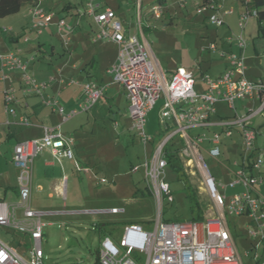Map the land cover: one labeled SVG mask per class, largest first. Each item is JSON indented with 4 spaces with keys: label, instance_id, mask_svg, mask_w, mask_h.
Returning a JSON list of instances; mask_svg holds the SVG:
<instances>
[{
    "label": "rangeland",
    "instance_id": "1",
    "mask_svg": "<svg viewBox=\"0 0 264 264\" xmlns=\"http://www.w3.org/2000/svg\"><path fill=\"white\" fill-rule=\"evenodd\" d=\"M35 1L25 0L17 13L0 17V51L4 49L2 43L11 33H21L34 38L36 29L31 27V8ZM97 1L101 4V9L108 7L115 11L116 17L121 21L124 29L128 27L125 30H128L127 34H135L138 21L143 24L148 19L158 24L157 28H151L147 32L146 38L165 77L169 79L172 70L175 71L178 66L184 65L192 70L196 80L195 90L202 92L207 88L203 78L206 76L216 77L215 75L221 70L224 62V57L220 56L215 49H211L210 45L214 43L216 48L220 49L221 44H228L230 39L233 41L236 38L240 33L237 24L238 18L241 11L245 9L244 1L248 0H226L225 2L223 0L224 3H222L225 6L221 9H207L202 13L197 12V9L203 0ZM37 2L44 11L63 17L67 24L75 28L74 33L70 35L69 46L63 44L65 40L62 41L59 34H47L50 36V43L53 44L56 52V55L50 58L53 64L63 56L62 54H67L68 47L76 45L74 47L76 55L71 58L72 63L76 61L77 52L82 47L88 46L87 49H90L89 47L100 44L87 39L90 28L95 29L96 27L93 16L87 13L89 0H38ZM66 5L70 6L71 13L63 10ZM154 5L161 7L160 18H154L153 15L148 14ZM230 7L233 9V13L223 15ZM168 12L176 13L173 23H168L164 19ZM213 13L222 18V25L211 22L209 17ZM186 17L187 19H185ZM262 25L264 26V21ZM244 26L243 36L246 40L243 53L244 75L249 80L264 82V34L259 30L254 15L247 19ZM8 28H11V31H5ZM228 38L230 39L228 40ZM9 44L15 49L22 48L21 54L25 52L23 48H29L34 43L32 41L24 43L20 40ZM233 51L236 52V50ZM114 52L115 46L112 45L110 53ZM59 54L60 56H58ZM62 58H67V55ZM106 96L107 94L104 97L102 95L89 110L79 112L62 123V130L72 135L77 143L76 146L85 152V158H73L72 160L64 158L58 162L53 157L56 163L49 169L42 166L40 158L35 159L32 170L30 205L34 209L44 212L41 216L43 222L42 264H93L97 258L96 253H98L101 241L110 237L118 245L124 226L131 222H139L145 230H153V223L158 216L163 219L190 220L195 212L190 207L188 182L194 187L199 199L204 202V218L209 216L225 217L227 227L233 236L235 249L240 254L243 264H258V262L264 261V244L259 227L247 214L226 213L225 216L222 214L205 189L202 173L196 167L193 157L188 156L184 149L179 151L178 162L183 172L188 176V181L183 179L180 168L173 167L170 163L163 167L165 182L169 183L172 200H168L164 196L161 201V213L158 212L155 195L147 190L143 172L130 170L132 162L142 161L145 156L143 146L135 133L121 135V133L131 130L124 96L119 93L113 103ZM161 101L162 98L157 99L153 109L154 114H149L146 124V130L153 133L155 139H157L163 124V120L158 115ZM233 105L234 108H231L225 101L218 100L215 103L216 114L230 118L235 115H244L248 108L256 106L248 98L235 99ZM165 121L169 122L167 119ZM262 121V116H256L253 120V127L258 130L254 144L258 149L253 150L252 155L254 160L264 159V153L261 151L264 146V132L260 128ZM202 128L198 149L214 177L219 193L225 195V208L227 209L234 195L246 190L243 183L230 186V183L235 180L231 170L236 169V162H239L245 155L242 148L239 147L242 144L239 140L225 137L220 133L218 138L220 140L219 152L221 153L215 154L216 150L211 140L214 132L218 131L213 126ZM161 138L163 137L161 136L160 140ZM181 139L184 138L175 134L168 144L172 142L176 146H187L185 143L183 145ZM229 146H232L231 150L228 149ZM145 153L148 157L151 155L150 146H147ZM99 155L103 156L102 161L93 159ZM5 156L6 158L12 157L9 149L5 151ZM74 160L78 163L79 170L75 166ZM5 166L6 160L1 157L0 173ZM46 173L47 175L48 173H57L66 176L62 190H53L52 187H48L46 183L42 182ZM102 178L105 181H101ZM38 184L44 185V189H40ZM258 189L264 195V184L258 186ZM17 199L18 197L15 201ZM111 207L122 208L123 211L115 214L95 212ZM21 211L22 208H17L19 214ZM262 228L264 229V225ZM0 237L17 249L19 241H28L27 247L31 246L26 234L1 225ZM27 247L24 252L20 253L28 258V254L25 252ZM133 259L135 264H144V256L141 253H134Z\"/></svg>",
    "mask_w": 264,
    "mask_h": 264
},
{
    "label": "built area",
    "instance_id": "2",
    "mask_svg": "<svg viewBox=\"0 0 264 264\" xmlns=\"http://www.w3.org/2000/svg\"><path fill=\"white\" fill-rule=\"evenodd\" d=\"M204 0L198 5L197 12L222 8V0ZM232 8L225 13H232ZM256 10L245 9L238 18L240 33L234 38L236 45L243 51L246 47L243 29L247 19L256 15ZM87 13L92 15L96 23V30L92 40H104L113 42L117 46L115 61L106 68V73L112 75L113 80L120 84L127 98V112L131 118V130L139 137L143 144H148L152 136L146 132V115L153 108L157 99L162 98L160 117L165 120L173 118L176 121L177 129L186 138L185 153L193 157L196 167L202 173V179L206 189L215 206L225 216L226 213L241 215L247 214L259 227L264 244V195L258 186L264 184V159H252L258 130L253 127V120L256 116H262L260 125L264 132V82L260 80H249L245 77L244 55L232 51H220V55L227 60V69L219 76H206L203 81L207 88L197 92L194 88L195 78L191 70L178 68L166 79L156 59L149 53L148 47L137 34H126L121 21L115 17V11L111 8H103L94 0H89ZM149 13L154 18L161 15V7L154 5ZM53 13L46 12L39 5L34 4L31 8L32 26L41 32L49 26ZM211 22L222 25L223 20L217 14L210 15ZM57 28L65 43L67 34L72 26L66 24L63 19L57 22ZM230 38H228L229 40ZM231 40V39H230ZM211 49L216 45L211 43ZM18 69L21 72V79L26 92H42L47 84L38 82L26 72V65L20 55L14 51L0 53L1 79L6 78L4 71ZM71 80L69 83H73ZM82 99L78 106L65 110L55 99H43L46 105L55 106L62 120L77 115L78 112L88 110L103 95L104 87L91 82L82 84ZM14 88L9 86L4 89V102L6 110L14 99ZM252 99L257 101L255 108H248L244 115H235L233 119L221 121L226 136L232 134V127H236L241 135L242 151L244 156L240 162H236L238 168L234 170L235 180L230 183L234 186L243 183L246 190L237 192L232 198L229 207L225 208V195L219 193L214 177L210 173L204 161L198 142L200 136L195 139H188L186 129L195 125L209 124V118L215 113V103L218 100L225 101L229 107L234 108L235 99ZM8 122V119L5 123ZM21 123H27L25 118L20 119ZM221 132H214L212 145L220 154L219 135ZM171 133L164 136L155 144L149 158L139 164L133 165L131 170L136 171L142 168L147 188L153 192L158 204V212L161 213V201L164 196L172 200L170 186L165 182V170L167 164L163 145ZM72 138L65 137L55 128L44 127L41 137L26 139L17 142L13 147L12 162L17 168V192L16 201H0V225L27 235L31 246L25 251L28 258L17 251L7 240L0 237V264H42L43 251L42 211L34 209L30 205L32 194V163L34 158L44 150L62 160L73 159ZM264 153V146L261 148ZM78 170L80 167L75 161ZM101 181H105L104 178ZM17 208H22L21 213ZM122 208L111 207L99 210L101 213H118ZM153 230H145L141 223L131 222L124 226L122 237L116 245L110 237L104 238L98 249V264H135L134 253H141L144 256V264H243L240 254L235 249L233 236L231 235L225 217L209 216L202 221L196 220H164L157 217ZM264 264V261L258 262Z\"/></svg>",
    "mask_w": 264,
    "mask_h": 264
},
{
    "label": "crops",
    "instance_id": "3",
    "mask_svg": "<svg viewBox=\"0 0 264 264\" xmlns=\"http://www.w3.org/2000/svg\"><path fill=\"white\" fill-rule=\"evenodd\" d=\"M142 1V0H141ZM140 1V4H141ZM162 2L166 0H161ZM172 1V0H171ZM183 1V0H181ZM226 0H224L225 2ZM95 3H99L97 0H94ZM204 2V0H203ZM215 2H219L218 0H215ZM223 2V0H222ZM223 2V3H224ZM35 4L38 5V2ZM100 4V3H99ZM34 5V4H33ZM101 6V4H100ZM225 6V4H222V7ZM66 12H72L70 10V6L66 5L65 6ZM64 8V7H63ZM231 8V7H230ZM212 10V9H210ZM233 10V9H232ZM242 12V11H241ZM202 13V12H200ZM233 13V11H232ZM240 13V12H239ZM148 14L149 11H148ZM175 14L176 13H166L164 16V19L168 21V23H173L175 21ZM228 14V13H227ZM230 14V13H229ZM90 15V14H88ZM151 15V14H150ZM162 15V14H161ZM159 16V18L161 17ZM224 15V14H223ZM115 13V17H116ZM59 19H63V17H58L56 14H53L50 20V24L48 27L43 29L41 32H37L36 30V35H34V38L29 37L28 35H24L21 33L18 34H9V36L4 40L2 43V51L0 53H6L8 51H14L20 55L22 58L23 62L26 65V72L34 77V79L38 82H45L47 85L42 88V92L36 93V92H26L24 91V84L21 79V72L18 69H12V70H5L4 74L6 78L1 79V72H0V101H1V106H0V158L4 157L6 160V166L4 170L0 173V201H15L17 198L18 192H17V183H16V176H17V168L12 162V157L6 158L5 156V151L10 150L11 155L13 153V147L14 145L22 140L26 139H33V138H39L42 136L44 127H51L55 128V130L61 132V134L65 137H70L72 138L73 145V153L74 157L76 159L80 158H85L86 156L84 155V151L79 149V147L76 146L77 143H75L74 138L72 135H70L69 132H66L62 130V123L65 121L62 120V116L59 114L58 110L56 109L55 106L51 105H46L43 103V99H55L57 100V104L64 107L65 110H70L72 108H75V106H78L79 101L82 99V84L85 82H91L96 85H100L104 87L103 91V97L104 95L107 94V99L111 101L112 103L115 102V98L118 96V94L122 93L124 96L125 104L127 106V98L125 95V91L123 87L116 83L112 75L109 73H106V68H108L116 59L117 56V48L116 45L113 42L110 41H104V40H92V36L94 34V31L96 30L97 26L95 23V29H91L88 31V40L93 43H100L97 46L94 47H89L90 49H87L88 46L82 47L79 52H77V57L75 58L76 61L71 63V58L75 57L76 55V50H74V47L67 48V54H62L67 55V58L63 59L59 57L55 63L53 64L51 56L56 55L54 46L52 43H50L51 39L50 36L47 34H56L60 35L57 28V22ZM117 20H119L116 17ZM187 19V17L185 18ZM64 20V19H63ZM65 22V21H64ZM95 22V21H94ZM66 23V22H65ZM67 24V23H66ZM80 25V23H78ZM158 24H155L154 22L150 20H146L145 23H140L138 21V27L137 31L135 34H137L142 41H144L148 47L149 53L156 59L154 56L151 47L147 41L146 35L147 32L151 30V28L155 29L157 28ZM74 26V25H73ZM31 27L35 29L32 26V21H31ZM128 28V27H127ZM126 28V29H127ZM125 29V30H126ZM11 31V28L5 29V31ZM75 28L73 27L70 33H68L66 36L68 38L67 43H63L65 46H69V42L71 41L70 35L71 33H74ZM45 31V32H44ZM128 31V30H127ZM127 31H124L127 34ZM46 33V34H45ZM44 34V35H43ZM130 34V33H128ZM19 35L18 37H16ZM22 35V38L20 39ZM41 36V37H40ZM40 37V38H39ZM62 38V36H61ZM22 40L24 43H29L32 41L34 44L31 45L29 48H23L25 50L24 53L22 52V48L15 49L10 46L9 43H16ZM63 41V38H62ZM49 44V45H48ZM109 45H114L115 46V52L110 53L111 46ZM222 47L220 49H215L216 51H232L236 50L235 53H244V50L242 51L235 43V41L232 39L229 40L228 44H221ZM79 47V45H77ZM33 49V51H32ZM88 50H90V53H88ZM32 51V52H31ZM60 56V54L58 55ZM222 56V55H220ZM223 57V56H222ZM40 58V59H39ZM52 62V63H51ZM157 64L161 68L160 64L158 63V60L156 59ZM184 68L185 70H189L188 67L184 65H180L176 68ZM81 69V71H80ZM227 69V60L224 57V62L222 65L221 70L217 73L215 76H219L221 73H223ZM79 70V71H78ZM175 70V71H176ZM162 71V68H161ZM175 71L172 70L174 73ZM192 71V70H191ZM163 72V71H162ZM172 72L169 74H172ZM84 74V75H82ZM164 74V72H163ZM165 76V75H164ZM211 77V76H210ZM166 78V77H165ZM167 79V78H166ZM71 80H74L73 83H69ZM261 81V80H260ZM263 82V81H262ZM196 85V80L194 83V86ZM9 86H12L14 88L13 94H14V99L10 104L8 105V110H6V104L4 102V89L8 88ZM81 95V96H80ZM252 103L257 104V101H253L252 99H249ZM156 104V103H155ZM162 104V101H161ZM93 106V105H92ZM91 106V107H92ZM229 106V105H228ZM90 107V108H91ZM155 105L153 106L152 109H150L146 115V124L148 122V116L149 114H154L153 109ZM89 108V109H90ZM161 108V105H160ZM88 109V110H89ZM216 109V108H215ZM87 111V110H86ZM82 112V111H81ZM160 113V109L158 110ZM79 113V112H78ZM128 113V112H127ZM217 110H215V113L212 114L209 118V124L206 125H195L192 127H188L186 129V134L188 139H195L198 136H200V132H202V127H207V126H213L214 129H216L218 132L223 131V126H221L219 123L221 121L233 119L235 116L229 117H222L218 116ZM159 115V114H158ZM160 117V115H159ZM25 118L27 123H21L20 119ZM72 118V117H71ZM128 118L130 120V125H131V118L128 115ZM161 118V117H160ZM8 119V122L5 123V121ZM70 119V118H69ZM68 119V120H69ZM162 119V118H161ZM163 120V119H162ZM166 120V119H165ZM163 120V124L161 126V132H162V137L166 136L167 134L171 133L170 137L167 140H171L175 134H179L182 136L183 139V145L184 143L186 144V138L180 133L179 131H175L177 129V124L176 121L173 118H168L167 121ZM67 121V120H66ZM115 122V126H116ZM146 124H145V130H146ZM126 131L121 133V135H131L130 133H134V131ZM149 133L153 138H155L154 134ZM160 132V131H159ZM216 132V131H215ZM225 137H229L231 139L239 140L241 143V135L239 130L236 127H232V134L230 136H226L224 133H222ZM139 138V137H138ZM162 139V138H161ZM141 145L143 146L144 149V160L149 158L146 156L145 150L148 144H143L141 140L139 139ZM160 141H156V143ZM168 141V142H169ZM155 143V144H156ZM154 146L150 148L153 150ZM171 146L169 147V150L173 154H179V151H182L185 146H176L174 143H170ZM242 148V146H239ZM232 146L228 147V149L231 150ZM92 157V155H91ZM41 159L39 161L42 162V166L46 169L52 168L55 165V160L51 153L48 150H44L42 153H39L33 160L32 163V170H33V165L35 162V159ZM93 159H96V161H102L103 156H95ZM57 160V159H56ZM72 160V159H71ZM142 160V161H144ZM58 162H61L60 160H57ZM76 160H74V164ZM142 161L138 162H132L130 170L133 165L139 164ZM241 161V160H240ZM239 161V162H240ZM238 168L236 164V169ZM78 169V168H77ZM235 169V170H236ZM87 170V169H85ZM141 170L143 172V178H144V171L142 168H139L136 170L138 172ZM132 171V170H131ZM234 171L231 170V173L233 174ZM66 181V176L63 174H57V173H46L45 177L42 178V182L46 183L48 187H52L53 190L60 191L62 190L64 184ZM204 186L205 183L203 182ZM38 187L40 189H44V185L38 184ZM206 187V186H205ZM206 189V188H205ZM51 195V193H49ZM96 213H101L99 210L95 211Z\"/></svg>",
    "mask_w": 264,
    "mask_h": 264
},
{
    "label": "trees",
    "instance_id": "4",
    "mask_svg": "<svg viewBox=\"0 0 264 264\" xmlns=\"http://www.w3.org/2000/svg\"><path fill=\"white\" fill-rule=\"evenodd\" d=\"M25 0H0V17H4L10 14H14L17 13L20 10V6L22 5V2H24ZM31 2V0H28ZM38 0H36L35 2H33V4H35ZM244 1V0H242ZM32 4V5H33ZM244 5L245 7L249 8V9H253L256 10V15L254 17H256L257 23H258V27L259 30H261V32H263L264 34V26L263 21H264V0H248V1H244ZM63 9H66V7H64ZM19 35H17L16 37H18ZM157 139L152 138V140H150L149 142V146H151V148L154 146V144L156 143L157 140H159V138L162 136V132L160 131L157 135ZM167 140L164 145V153L165 157H166V161L167 163H170L173 165V167L176 168H182L180 166V163L178 162V155L177 154H173L171 153V151L169 150L168 146H171V144H168ZM181 141H183V139H181ZM168 144V145H167ZM182 171V175H183V179L185 181H188V176ZM188 189L190 190L188 197H189V202H190V207L192 209V211H194L195 213L193 214L192 218L190 219L192 220H196V221H202L204 219L203 217V211H204V202H202V200L199 199V197L197 196V194L195 193L194 187L191 186V183H187ZM147 188V185H146ZM147 190H149L147 188ZM164 220H172V219H164ZM177 220V219H174ZM28 241H19L18 244V249L17 251L19 252H24V250L26 249V247L28 246ZM93 264H98L97 263V258L95 260V262Z\"/></svg>",
    "mask_w": 264,
    "mask_h": 264
}]
</instances>
